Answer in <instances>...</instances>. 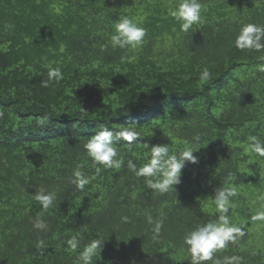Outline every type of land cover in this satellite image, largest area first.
<instances>
[{"label":"trees","instance_id":"1","mask_svg":"<svg viewBox=\"0 0 264 264\" xmlns=\"http://www.w3.org/2000/svg\"><path fill=\"white\" fill-rule=\"evenodd\" d=\"M179 2L0 0V264H82L92 240V264H190L183 238L217 219L223 188L237 192L227 215L245 235L214 260L264 264L262 220H253L264 199L257 213L247 199L264 189V157L249 139L264 142V50L234 44L243 25L264 26V0H200L202 19L187 32L169 15ZM122 17L146 30L136 49L111 46ZM45 65L63 73L47 88ZM103 127L137 133L113 141L118 169L84 150ZM165 144L169 154L195 151L197 162L158 193L128 161L139 168ZM77 170L89 181L83 189L72 183ZM39 192L55 194L47 209Z\"/></svg>","mask_w":264,"mask_h":264},{"label":"clouds","instance_id":"2","mask_svg":"<svg viewBox=\"0 0 264 264\" xmlns=\"http://www.w3.org/2000/svg\"><path fill=\"white\" fill-rule=\"evenodd\" d=\"M203 5L200 0H180L174 9L169 11V15L180 24V30L187 32L194 24H198L201 19ZM59 11V9H57ZM12 25H6L11 28ZM146 36V30L129 17L120 18L119 22L113 26V34L111 35V46L120 49H136L141 46ZM235 47L240 50H264V26L255 24H245L240 28L239 34L234 41ZM47 67V79L42 80L41 84L47 88L51 83H59L63 79V73L60 67ZM258 71L264 73V65L258 66ZM208 72L203 73L202 78H206ZM44 118H40L39 122L43 123ZM137 133L129 128L113 131L107 127L101 128L95 135L88 138L83 145L88 157L94 164L102 165L105 168H120L123 159H118L117 147L114 146V140L123 139L128 142L136 140ZM251 150L261 157H264V142L257 137H250ZM151 156L148 162L137 168L136 165L129 160L128 168L131 169L137 177H144L147 186L158 193H166L175 185L180 183L182 170L186 162L196 163L197 158L193 155L195 151L190 149L181 150L176 154H169V147L165 145H154L150 149ZM99 171V169H97ZM80 171L74 172L72 183L78 189H83L88 183ZM237 195L234 188H223L216 191L214 203L218 217L214 221H209L195 229L187 232L183 238L184 245L187 246L188 252L191 254L190 264H205L207 261H213V264H241L240 257H225L223 261L214 260V253L224 249L229 242H235L239 237L245 235L241 227L232 225L227 215L229 211V201L231 197ZM41 205L47 209L52 205L55 199L54 193L45 194L39 192L35 196ZM253 220H264V211L258 212ZM155 233H159L160 224L157 223L154 229ZM72 250L78 246V240L75 236L67 241ZM100 247L98 240H92L80 252L77 260L82 264H92L93 257L96 255Z\"/></svg>","mask_w":264,"mask_h":264},{"label":"rangeland","instance_id":"3","mask_svg":"<svg viewBox=\"0 0 264 264\" xmlns=\"http://www.w3.org/2000/svg\"><path fill=\"white\" fill-rule=\"evenodd\" d=\"M247 199L249 201V208L251 211L249 212H258V204L260 200L264 199V189L261 190L258 187H252L249 190V193L247 194ZM262 209H264V205L262 206ZM257 229V241L258 242H263L264 240V220H262L257 226L255 225Z\"/></svg>","mask_w":264,"mask_h":264}]
</instances>
